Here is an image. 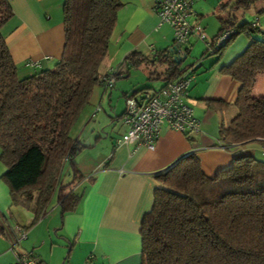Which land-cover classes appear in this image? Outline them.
<instances>
[{
	"label": "trees",
	"instance_id": "trees-1",
	"mask_svg": "<svg viewBox=\"0 0 264 264\" xmlns=\"http://www.w3.org/2000/svg\"><path fill=\"white\" fill-rule=\"evenodd\" d=\"M254 1L235 0L233 8L246 9ZM119 6V0H63L60 58L52 69L22 78L16 74L0 32V162L5 168L0 178L8 187L10 205L32 214L23 229L45 214L51 198L60 208V217L79 201L77 186L83 175L77 174L72 158L85 145L70 139L68 129L93 85L100 84L97 67L106 53ZM257 12H264V6ZM12 14L8 0H0V28ZM224 31L230 33L215 46ZM240 34L249 39L247 45L219 67V72L240 84L234 113L226 122L219 120L218 137L225 145L264 140V96L251 93L256 76L264 74V31L229 14L220 19L217 33L206 42L200 58L205 54L219 58ZM137 61L132 51L123 64L131 68ZM155 61L165 66L170 80L194 64L181 66L165 50ZM144 90L137 88L124 96ZM214 103L227 107L221 101ZM64 161L72 172L62 183L58 174ZM154 178L157 185L151 206L139 222L138 264H264V160L241 152L227 168L209 177L202 172L198 157L187 152ZM8 232L7 220L0 213V234L7 237Z\"/></svg>",
	"mask_w": 264,
	"mask_h": 264
},
{
	"label": "crops",
	"instance_id": "crops-1",
	"mask_svg": "<svg viewBox=\"0 0 264 264\" xmlns=\"http://www.w3.org/2000/svg\"><path fill=\"white\" fill-rule=\"evenodd\" d=\"M154 1L119 0L116 22L108 38L106 53L99 63L102 67L98 70L99 75L107 69L115 70L117 75L110 89H104V92L103 87L96 84L97 89H100V99L105 93L109 96L118 93L123 95L133 87V83L128 81H116L117 78H126L130 73L128 66L123 64L124 57L129 53L136 52L138 61L134 67L138 68L144 67L147 60L156 62L155 58L161 52H169L172 48V29L168 24L159 23L153 11ZM8 2L13 14L1 26L0 32L16 65L17 76L22 78L41 69H52L63 48V0ZM234 2L235 0H194L193 14L189 21L203 28L205 41L208 38V42L217 33L221 18H226L229 14L240 17L238 9L242 8L234 9ZM254 4L255 11L262 7L259 0H256L246 9ZM249 22L259 27L257 21ZM189 40V43L197 41L194 38ZM248 41L245 35L240 34L223 50L219 58L215 55L205 59L196 58L191 62L194 64L184 72L191 77L186 103L191 107L193 117L199 121V131L190 135L192 141L165 124L159 127L152 149L140 144L119 143L116 141L119 137L109 138L108 146L105 144L106 148L98 162L86 170L79 181L77 189L80 188V198L77 205L62 215L59 227L55 228L54 221L51 224L47 221L45 224L46 232L50 227L53 230L60 229L57 238L63 237L68 243V253L66 251L64 260L68 258L71 264H83L87 255H90L91 264H138L139 222L152 203V191L157 185L154 174L164 170L181 155L193 152L199 159L202 172L209 177L227 168L232 158L241 152L264 156V140L225 145L218 137L219 120L222 118L226 122L234 113V101L240 86L239 82L219 72V67L231 61L245 48ZM158 65L161 68L155 75L161 83L157 88L168 80L172 81L167 78L165 66ZM146 87L143 88L147 89ZM251 93L253 96H264V74L256 76ZM216 101L227 104V107H218L214 103ZM123 110L124 105L114 117L120 122ZM100 123L105 122L98 117L89 128L86 144L91 143L88 141L93 136L95 145L99 139L106 142L108 134L103 132ZM124 130L125 126L122 124L121 134ZM4 169L0 162V175ZM10 206L8 187L0 180V213L9 225L7 237L0 234V264L13 263L15 253H19L12 245L17 238L8 221L7 211ZM42 224L44 220L25 233L21 249L38 257L39 263L54 264L41 250L47 240H42ZM49 252H52V246ZM75 254L78 256L75 257ZM64 260L61 264H64Z\"/></svg>",
	"mask_w": 264,
	"mask_h": 264
},
{
	"label": "rangeland",
	"instance_id": "rangeland-1",
	"mask_svg": "<svg viewBox=\"0 0 264 264\" xmlns=\"http://www.w3.org/2000/svg\"><path fill=\"white\" fill-rule=\"evenodd\" d=\"M259 2L261 6H264V0H259ZM253 7H256V4L252 5V7L249 9H238V12H240V17L238 18L240 21L245 20L248 22L255 20V22L257 21L260 29L264 30V12L259 13L255 11V9L253 10ZM206 39L208 40V38ZM206 41L197 40L195 42H190V50L186 58L181 61L180 65L182 66L189 64L194 61V59L199 58L205 48L204 42ZM211 57L212 56L205 54L201 59ZM101 67V65H98L97 70H100ZM160 68L161 67H159L156 62H149V60H147L144 62V67L141 66L138 68H128L130 70V73L126 76V78H117L116 81L120 80L133 83V87H130V89L126 91L127 93L132 91L134 88L137 89L147 86L146 91L151 94L153 90L156 89L161 83V80L156 78L155 75V73H158L160 71ZM104 91L105 90L103 89L102 92ZM124 98V94L122 95L121 93H118L117 95L111 94V96L105 93L102 99H100V89H97L96 84L93 85L88 100L82 105L76 118L73 120L68 129V136L70 137V139L73 140L76 138L78 141H80V143L85 145V147H79L72 158L73 166L77 169V174H82L84 176V174H86V170H88L93 164L98 162L99 157L106 148L105 144L108 146L109 138L113 139L121 136L122 124L120 120L114 117L115 115L120 113L121 108L124 105ZM98 117H100V120L105 122L100 123V125L103 126V132H107L108 134L107 138L105 139L106 142L104 141V139H99L95 145V138L93 136L88 141L91 143L86 144V134L89 132V128L93 125V122L98 119ZM100 130L102 129L100 128ZM101 136H104L103 133L101 134ZM255 156L256 158L264 160V156L258 154H255ZM59 168L60 173L58 174V177L62 183H65L70 179L72 169L69 162L67 161L62 162ZM0 180L5 184V182L1 178ZM7 213L11 231L14 234V237L17 239L20 237L21 230H24L27 234L33 226L44 220V224H42V227L44 226V229L42 230V240H47L45 241V244L41 246V250L54 264H61V261L64 260V256L68 249V243L63 237L57 238V235L59 234L58 231L60 229L53 230V228L50 227L48 228V232H46L45 229V224L47 223V221H49L50 224L51 221H54V226H56L55 228L59 227L60 225V208L57 205L54 197L49 201L45 214L39 217L37 221L27 230L23 229V227L28 225L32 218V214H30V212H28L21 206L13 204L10 206ZM24 242L25 239H22L20 240V242H17L15 240V242L13 243V246L17 250H19V253L26 252L22 251L21 249V246H23ZM51 246L52 252L50 253L49 248ZM77 256L78 255L75 254V257ZM34 258L36 259V262L38 264L39 258ZM69 260L70 259L68 258L64 260V264H71ZM39 264H43V262Z\"/></svg>",
	"mask_w": 264,
	"mask_h": 264
},
{
	"label": "built area",
	"instance_id": "built-area-1",
	"mask_svg": "<svg viewBox=\"0 0 264 264\" xmlns=\"http://www.w3.org/2000/svg\"><path fill=\"white\" fill-rule=\"evenodd\" d=\"M194 0H155L153 11L159 23L168 24L172 29V55L178 58L186 55L190 47L189 39L205 40L203 28L189 21L193 14ZM230 31L222 32L214 41L220 44ZM34 65V63H31ZM115 80L114 70L107 69L100 76L103 89L112 86ZM191 77L183 73L176 80L167 81L154 89L136 96H125L124 110L121 122L125 126L124 132L116 140L125 144H140L152 149L157 139L159 127L165 124L186 137L199 131V121L193 117L191 107L186 103ZM25 237L21 230L17 241ZM8 264H37L36 259L29 252L15 253V260ZM83 264H91V256L87 255Z\"/></svg>",
	"mask_w": 264,
	"mask_h": 264
},
{
	"label": "water",
	"instance_id": "water-1",
	"mask_svg": "<svg viewBox=\"0 0 264 264\" xmlns=\"http://www.w3.org/2000/svg\"><path fill=\"white\" fill-rule=\"evenodd\" d=\"M172 51V48L169 49V52ZM186 58V55L182 56L181 58H178V57H175L173 56V60L176 62V63H180L182 60H184Z\"/></svg>",
	"mask_w": 264,
	"mask_h": 264
}]
</instances>
